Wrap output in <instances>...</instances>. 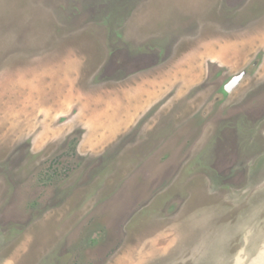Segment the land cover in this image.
<instances>
[{
  "label": "rangeland",
  "instance_id": "1",
  "mask_svg": "<svg viewBox=\"0 0 264 264\" xmlns=\"http://www.w3.org/2000/svg\"><path fill=\"white\" fill-rule=\"evenodd\" d=\"M0 264H264V0H0Z\"/></svg>",
  "mask_w": 264,
  "mask_h": 264
},
{
  "label": "water",
  "instance_id": "2",
  "mask_svg": "<svg viewBox=\"0 0 264 264\" xmlns=\"http://www.w3.org/2000/svg\"><path fill=\"white\" fill-rule=\"evenodd\" d=\"M244 72H241L237 75H234L233 77H231V79L229 81H227L225 83V85L223 86L222 91L225 93L228 92V90H230L236 83L239 82V80L241 79V77L243 76Z\"/></svg>",
  "mask_w": 264,
  "mask_h": 264
}]
</instances>
